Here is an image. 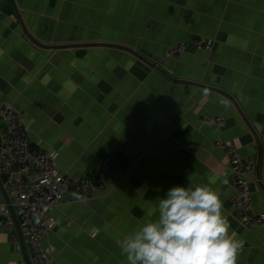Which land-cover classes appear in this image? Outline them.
<instances>
[{"label":"crops","instance_id":"1","mask_svg":"<svg viewBox=\"0 0 264 264\" xmlns=\"http://www.w3.org/2000/svg\"><path fill=\"white\" fill-rule=\"evenodd\" d=\"M0 104L24 114L32 143L57 150L73 178L135 164L117 186L53 211L54 264H128L116 240L172 187L205 184L244 241L237 264H264V228L241 222L216 147L231 142L253 164L264 215V0H0ZM7 135L0 117L1 144ZM26 256L25 230L0 228V264Z\"/></svg>","mask_w":264,"mask_h":264},{"label":"built area","instance_id":"2","mask_svg":"<svg viewBox=\"0 0 264 264\" xmlns=\"http://www.w3.org/2000/svg\"><path fill=\"white\" fill-rule=\"evenodd\" d=\"M198 47L212 50L213 42H201ZM183 51L184 46L178 45L169 51V57ZM0 117L8 131L5 142L0 144V180L14 190V199L8 203L0 186V228L15 231L18 221L25 230L30 256L21 264H54L53 254L46 245V239L57 225L53 211L66 202L67 195L70 201L85 202L114 173L104 170L73 178L59 168L57 150L32 143L21 111L10 104H0ZM215 123L223 124V121L216 119ZM216 147L228 156L235 189L233 203L241 222L247 227L264 228V215L253 207V164L242 159L231 142L220 141Z\"/></svg>","mask_w":264,"mask_h":264},{"label":"clouds","instance_id":"3","mask_svg":"<svg viewBox=\"0 0 264 264\" xmlns=\"http://www.w3.org/2000/svg\"><path fill=\"white\" fill-rule=\"evenodd\" d=\"M227 183V181H224ZM116 240L128 264H237L244 247L210 184L174 186Z\"/></svg>","mask_w":264,"mask_h":264},{"label":"rangeland","instance_id":"4","mask_svg":"<svg viewBox=\"0 0 264 264\" xmlns=\"http://www.w3.org/2000/svg\"><path fill=\"white\" fill-rule=\"evenodd\" d=\"M134 166H135V164L132 161H126V162L120 163L118 165H110L106 168H103L99 172H95V173L97 174V173H100L104 170H107V171H110L111 173H114L110 177V179L108 181H106V183L109 182L110 184L117 186L119 183L126 180L127 175L130 173V171L132 170V168ZM106 183L101 184V189L105 186ZM98 189H100V188H98ZM98 189H96V190H98Z\"/></svg>","mask_w":264,"mask_h":264},{"label":"water","instance_id":"5","mask_svg":"<svg viewBox=\"0 0 264 264\" xmlns=\"http://www.w3.org/2000/svg\"><path fill=\"white\" fill-rule=\"evenodd\" d=\"M38 44H40V43H38ZM119 47H122V46H119ZM124 48H125V47H124ZM0 144H1V143H0ZM0 186H1L2 190L4 191V193L6 194L5 188H4V186H3V184H2L1 181H0ZM6 198H7V202H8V203H11L10 200H9V198L7 197V195H6ZM16 224H17L16 227L19 229V224H18V222H17ZM19 231H20V229H19ZM26 259H27V256H26Z\"/></svg>","mask_w":264,"mask_h":264},{"label":"bare ground","instance_id":"6","mask_svg":"<svg viewBox=\"0 0 264 264\" xmlns=\"http://www.w3.org/2000/svg\"><path fill=\"white\" fill-rule=\"evenodd\" d=\"M77 202V201H76ZM19 229H20V226H19ZM16 232V230L15 231H11V233H15Z\"/></svg>","mask_w":264,"mask_h":264}]
</instances>
